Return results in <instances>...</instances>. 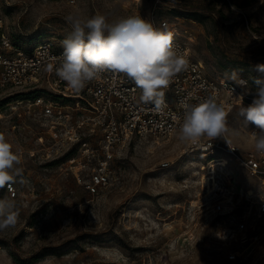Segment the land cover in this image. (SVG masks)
Here are the masks:
<instances>
[{
	"label": "rangeland",
	"instance_id": "obj_1",
	"mask_svg": "<svg viewBox=\"0 0 264 264\" xmlns=\"http://www.w3.org/2000/svg\"><path fill=\"white\" fill-rule=\"evenodd\" d=\"M97 14L109 24L136 15L156 27L176 21L209 76L233 81L235 73L254 93L255 80H264L256 67L264 64V0H0L3 31L22 49L53 40L63 50L71 33L66 17ZM49 91L41 83L7 92L21 98ZM239 108L229 113L224 133L244 155L254 148V124L244 123ZM0 133L21 154L23 169L13 197L0 189V198L19 210L15 227L0 230V264H264V218L244 198L252 189L256 200L260 181L223 152L214 155L228 159L218 178L240 201L231 212L214 213L202 207L218 199L204 196L201 185L207 169L201 165L211 156L187 151L178 132L167 141L130 140L116 153L111 184L98 194L70 169L67 158L76 152L41 155L37 119L4 107ZM243 214L245 234L235 231ZM255 234L256 240L246 237Z\"/></svg>",
	"mask_w": 264,
	"mask_h": 264
},
{
	"label": "built area",
	"instance_id": "obj_2",
	"mask_svg": "<svg viewBox=\"0 0 264 264\" xmlns=\"http://www.w3.org/2000/svg\"><path fill=\"white\" fill-rule=\"evenodd\" d=\"M177 24L176 21L164 19L158 22V28L174 32L173 43L183 51L189 66L164 89V105L160 111H155L153 104L140 101V90L132 80L122 75L114 78L110 73H105L99 80L90 82L84 90L74 92L55 74L63 50L55 47L53 40L36 42L30 48L22 49L6 36L0 20V109L7 107L18 115L37 119L42 126L37 140L42 145L43 157L56 155L60 151L68 154L76 152V155L67 158L70 169L77 177H87L85 188L98 194L111 184L110 175L116 153L130 140L144 138L161 142L178 132L179 118L183 114L182 102L198 103L214 96L229 115L238 107L249 106L256 98L257 93L250 90L245 78L240 77L242 81H247V86L209 76L202 61L192 54L191 46ZM41 83L50 88L48 94L20 98L21 95L11 97L12 93L7 92L11 88ZM6 96L9 98L3 102ZM259 131L255 125L251 129V132ZM222 135L221 139L202 137L197 145L187 143V151H200L211 156L201 165V170L207 167L203 175L205 181L202 178L201 185L206 188L207 194L204 196L213 193L218 199L203 205V210L231 212L238 207L241 194L238 201L233 200L231 187L218 178L217 169L225 167L228 159L214 155L223 152L259 179L261 194L252 200L254 191L247 189L244 198L249 202L247 209L255 206L256 215L264 218V156L254 148L241 155L240 147L231 143L224 132ZM167 165V162L162 164ZM4 190L12 197L16 194L13 184ZM246 217L245 214L239 217L235 227L238 233L245 234ZM246 237L249 240L259 238L257 234Z\"/></svg>",
	"mask_w": 264,
	"mask_h": 264
},
{
	"label": "clouds",
	"instance_id": "obj_3",
	"mask_svg": "<svg viewBox=\"0 0 264 264\" xmlns=\"http://www.w3.org/2000/svg\"><path fill=\"white\" fill-rule=\"evenodd\" d=\"M66 21L70 35L62 41L63 53L55 74L66 82L69 89L80 92L105 73L114 78L124 76L140 90V101L154 105L160 111L164 105V89L174 77L186 71L189 61L182 50L174 45V32L156 27L136 15L109 24L107 17L97 14L87 19L69 15ZM264 72V64L257 65ZM51 71V67L48 69ZM232 80L242 86L235 73ZM257 94L252 104L239 108V116L246 125L254 124L260 131L250 136L255 151L264 156V80L256 79ZM178 139L197 145L202 137L215 139L225 131L228 113L214 96L198 103L182 102ZM22 156L0 133V189L11 187L23 171ZM264 199V198H262ZM19 210L14 201L0 198V230L15 227Z\"/></svg>",
	"mask_w": 264,
	"mask_h": 264
},
{
	"label": "trees",
	"instance_id": "obj_4",
	"mask_svg": "<svg viewBox=\"0 0 264 264\" xmlns=\"http://www.w3.org/2000/svg\"><path fill=\"white\" fill-rule=\"evenodd\" d=\"M253 92V91H252Z\"/></svg>",
	"mask_w": 264,
	"mask_h": 264
}]
</instances>
